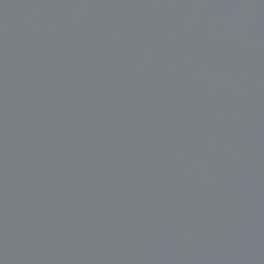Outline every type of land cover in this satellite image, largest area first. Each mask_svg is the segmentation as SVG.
<instances>
[{
	"label": "water",
	"instance_id": "95a60500",
	"mask_svg": "<svg viewBox=\"0 0 264 264\" xmlns=\"http://www.w3.org/2000/svg\"><path fill=\"white\" fill-rule=\"evenodd\" d=\"M0 264H264V0H0Z\"/></svg>",
	"mask_w": 264,
	"mask_h": 264
}]
</instances>
